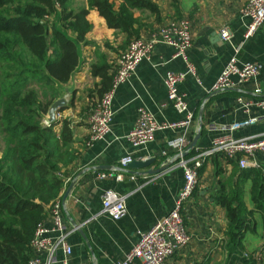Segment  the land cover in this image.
Segmentation results:
<instances>
[{"label": "crops", "instance_id": "obj_1", "mask_svg": "<svg viewBox=\"0 0 264 264\" xmlns=\"http://www.w3.org/2000/svg\"><path fill=\"white\" fill-rule=\"evenodd\" d=\"M159 9L158 19L147 11H138L142 25L138 36L149 39L163 23L187 18L191 24L192 44L187 50L188 60L195 69V77L187 73L180 57H173L174 49L161 42L154 43L148 56L141 60L130 75L112 92V119L109 131L102 139L88 141L87 117L97 99L88 91L99 82L90 72V65L101 60L115 63L119 53L131 39L126 33L108 28L94 11H89L91 29L87 43H78L79 60L66 83L56 84L59 96L66 95L67 106L59 118L71 121L76 158L64 168L66 187L60 192L62 230L52 229L49 211L43 219L48 229L45 236L51 243L49 264H115L124 257L143 231L165 216L183 186V169L179 165L178 149L170 141L184 137L182 157L187 164L199 160L197 183L190 197L183 203L181 215L190 240L175 252L167 264H227L226 208L218 199L241 200L248 209L252 181L244 177L234 160L221 154L202 156L217 136L230 134L234 138L264 136V111L252 108L257 116L253 125L230 131L228 126L247 115L235 99L244 96L255 101L264 98V21L247 38L244 37L250 17L242 12L245 0H153ZM87 0H69V8H87ZM52 21L54 18H50ZM57 19V18H56ZM55 19V21H56ZM134 26H137L135 24ZM227 27L229 41L220 37V29ZM233 56L238 63L256 61L260 69L255 78L231 88L211 91L218 75ZM167 70L183 72L179 83L193 122L181 128L159 129L151 141L134 148L125 135L134 127L139 109L149 111L158 122H172L181 118L166 98L163 76ZM57 97V98H58ZM199 133L196 144L189 143ZM130 155L135 161L149 160L143 166H128L123 170L119 159ZM254 163L247 168L264 169V156L254 155ZM163 167L159 172L147 171ZM121 172L120 180L113 173ZM101 173L109 176L100 178ZM133 176L134 178H131ZM71 185L66 196L64 193ZM113 190L124 199L126 211L119 219L101 211L104 191ZM62 238L70 247L65 255L58 242ZM243 252L251 257L264 246V218L256 211L252 225L242 239ZM42 261L47 253L39 255ZM135 264H139L138 261ZM235 264H243L236 260Z\"/></svg>", "mask_w": 264, "mask_h": 264}, {"label": "trees", "instance_id": "obj_2", "mask_svg": "<svg viewBox=\"0 0 264 264\" xmlns=\"http://www.w3.org/2000/svg\"><path fill=\"white\" fill-rule=\"evenodd\" d=\"M87 3L75 10L69 0H0V264H27L36 226L68 184L64 168L76 158L71 121L62 117L46 123L43 117L59 96L56 84L66 83L78 64V43L88 42L89 11L129 39L142 25L136 12L159 15L153 0ZM99 60L90 65L91 74L100 78L88 91L97 99L93 107L110 88L116 68ZM241 172L252 181L254 208L236 197L218 199L226 208L227 264H257L243 256L242 239L254 212L264 218V169Z\"/></svg>", "mask_w": 264, "mask_h": 264}, {"label": "built area", "instance_id": "obj_3", "mask_svg": "<svg viewBox=\"0 0 264 264\" xmlns=\"http://www.w3.org/2000/svg\"><path fill=\"white\" fill-rule=\"evenodd\" d=\"M242 12L250 17L244 32V37L247 38L264 21V0H245ZM220 37L223 41L230 40L231 33L227 27L220 29ZM157 41L171 46L174 49L173 57H180L185 63L187 73L195 77V69L189 62L187 55V50L192 44L191 24L187 18L172 19L163 23L151 33L149 39L141 37L131 39L125 49L117 56L110 88L102 95L87 117L89 142L102 139L108 133L112 119L110 103L114 88L130 75L141 60L148 58L154 43ZM259 69L260 65L256 61L238 63L236 57L233 56L222 69L209 92L224 90L238 83L250 81L255 78ZM183 78V72L172 70H167L163 76L166 98L175 111L182 115L181 118L172 122L161 123L156 121L146 109H139L134 127L125 135L134 148L151 141L154 133L159 129L181 128L186 131L190 127L193 122V114L178 88ZM196 80L198 81L197 78ZM235 101L247 116L231 123L228 126L230 131L257 122V116L251 114L252 108L256 107L264 111V98L253 101L250 98L238 96ZM185 142L184 137H178L169 142L170 146L178 149L179 165L183 169L184 175L183 186L174 199L172 208L165 216L158 219L150 229L141 232L136 244L115 264H135L136 261L139 264H167L168 259L189 242L190 237L185 228L181 208L196 186L199 160L193 165H189L183 160L182 152ZM257 153L264 156V136L234 138L230 134H226L215 137L210 147L202 153V156L221 154L229 160H234L240 168H247L251 163H254L253 158ZM132 160L130 155H125L119 159V165L125 170ZM112 175L120 180L123 174L115 172ZM107 176L109 175L106 173L100 174L101 179ZM131 178L134 177L131 176ZM48 211L53 220L52 229L62 230L59 199H55L48 206ZM101 211L113 219H119L126 211L123 197L113 190L104 191ZM47 231L44 222H40L36 226L30 241L33 254L27 264H49L51 254L48 251H51L52 245L49 238L45 236ZM58 242L65 255H68L70 253L69 245L62 238ZM43 253L48 255L46 261L39 258V255ZM243 256L247 257L248 254L243 252ZM252 258L256 260L257 264H264V246ZM63 264L66 262L64 261Z\"/></svg>", "mask_w": 264, "mask_h": 264}, {"label": "water", "instance_id": "obj_4", "mask_svg": "<svg viewBox=\"0 0 264 264\" xmlns=\"http://www.w3.org/2000/svg\"><path fill=\"white\" fill-rule=\"evenodd\" d=\"M68 104V98L66 95H63L61 97H58L56 99L53 100V102L50 104L49 108H48V111H47V115H46V118H45V121L47 123H50L56 119L59 118V112L60 110L67 106ZM199 136V133L192 139V141L189 143L188 145V149H191L195 146L196 144V140ZM149 160L151 159H146L144 161H135V160H132L130 163H129V166H143V165H146L148 164ZM163 167H160L158 169H153V170H149L147 171L148 173H156V172H159ZM71 185H69V187L66 189L65 193H64V196L67 195V193L69 192L70 188H71Z\"/></svg>", "mask_w": 264, "mask_h": 264}, {"label": "rangeland", "instance_id": "obj_5", "mask_svg": "<svg viewBox=\"0 0 264 264\" xmlns=\"http://www.w3.org/2000/svg\"><path fill=\"white\" fill-rule=\"evenodd\" d=\"M47 115V114H46ZM46 115L43 117V120L45 121Z\"/></svg>", "mask_w": 264, "mask_h": 264}]
</instances>
